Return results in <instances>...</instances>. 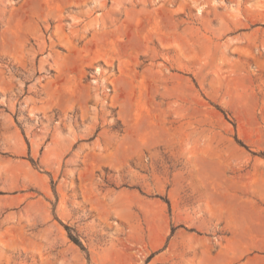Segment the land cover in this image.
I'll list each match as a JSON object with an SVG mask.
<instances>
[{
	"label": "rangeland",
	"instance_id": "rangeland-1",
	"mask_svg": "<svg viewBox=\"0 0 264 264\" xmlns=\"http://www.w3.org/2000/svg\"><path fill=\"white\" fill-rule=\"evenodd\" d=\"M225 256L264 264V0H0V264Z\"/></svg>",
	"mask_w": 264,
	"mask_h": 264
},
{
	"label": "bare ground",
	"instance_id": "bare-ground-1",
	"mask_svg": "<svg viewBox=\"0 0 264 264\" xmlns=\"http://www.w3.org/2000/svg\"><path fill=\"white\" fill-rule=\"evenodd\" d=\"M228 261H229L228 257L225 256L217 264H223V262H228ZM205 264H209V263L208 262H205Z\"/></svg>",
	"mask_w": 264,
	"mask_h": 264
},
{
	"label": "trees",
	"instance_id": "trees-1",
	"mask_svg": "<svg viewBox=\"0 0 264 264\" xmlns=\"http://www.w3.org/2000/svg\"><path fill=\"white\" fill-rule=\"evenodd\" d=\"M241 142V141H240Z\"/></svg>",
	"mask_w": 264,
	"mask_h": 264
}]
</instances>
